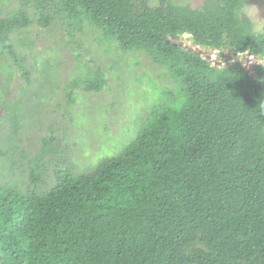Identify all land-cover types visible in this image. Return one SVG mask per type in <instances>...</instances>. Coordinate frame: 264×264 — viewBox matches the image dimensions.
Instances as JSON below:
<instances>
[{"label": "trees", "instance_id": "obj_1", "mask_svg": "<svg viewBox=\"0 0 264 264\" xmlns=\"http://www.w3.org/2000/svg\"><path fill=\"white\" fill-rule=\"evenodd\" d=\"M17 1L0 16L8 84L16 72L31 83L19 45H33L22 37L37 26L59 27L77 48L69 107L75 89L101 92L109 83L100 63L84 60V36L102 54L145 56L172 86L122 151L85 171L76 169L61 125L18 163L23 102H8L0 88L11 166L24 168L28 184L21 190L0 174V264H264V64L216 67L176 43L188 35L221 57L264 58V36H249L234 17L240 0L198 8L175 0ZM178 82L189 97L179 112L169 106Z\"/></svg>", "mask_w": 264, "mask_h": 264}, {"label": "rangeland", "instance_id": "obj_2", "mask_svg": "<svg viewBox=\"0 0 264 264\" xmlns=\"http://www.w3.org/2000/svg\"><path fill=\"white\" fill-rule=\"evenodd\" d=\"M204 1L175 0L180 5L193 8L202 6ZM151 2L155 5L157 0ZM247 4L254 5L264 18V0H248ZM18 5L17 0H0V16H5ZM22 38L33 43L27 47L19 45V50L28 56L27 65L32 68L31 83L24 82L16 72L8 84L3 72H0V88L6 90L4 98L10 103L17 100L23 102V121L15 142L18 163L22 160V152L26 160L34 158L42 136L50 132L51 126L61 125L72 140L70 151L76 169L85 171L101 159L122 151L135 136L140 117L146 114L153 102L150 95L155 92L160 94L166 86H172L168 77L163 76L145 56L122 58L115 51L102 54L103 50L84 36V49L89 53L83 55L84 60L92 59L100 63L107 71L109 83L101 92L75 89L78 99L69 107L65 86L76 73H80L74 56L77 51L75 45L59 27L40 29L34 26ZM15 40L18 43L17 36ZM176 43L201 54L216 67L239 61L251 70L255 64H264V58L257 59L248 54L224 52L221 57L217 50L196 46L188 35L182 36ZM3 63L5 60L0 61V66ZM5 107L6 103L0 102V153L7 154L0 155V174L4 180L16 182L21 190H25L28 184L27 177L22 173L24 168L20 164L11 166L13 156L7 144L10 129L5 120Z\"/></svg>", "mask_w": 264, "mask_h": 264}, {"label": "clouds", "instance_id": "obj_3", "mask_svg": "<svg viewBox=\"0 0 264 264\" xmlns=\"http://www.w3.org/2000/svg\"><path fill=\"white\" fill-rule=\"evenodd\" d=\"M234 17L247 30V34L264 36V18H261L259 10L254 6H249L246 0H240L234 9ZM159 92L152 93L150 99L156 101L159 99ZM189 97L183 90L182 83H177L175 89V98L169 102V106L174 111H181L188 104Z\"/></svg>", "mask_w": 264, "mask_h": 264}]
</instances>
